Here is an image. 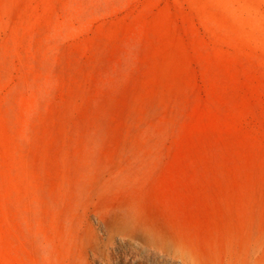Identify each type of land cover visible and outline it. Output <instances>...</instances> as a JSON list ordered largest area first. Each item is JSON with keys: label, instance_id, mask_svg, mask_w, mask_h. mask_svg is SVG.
<instances>
[{"label": "rangeland", "instance_id": "374dc122", "mask_svg": "<svg viewBox=\"0 0 264 264\" xmlns=\"http://www.w3.org/2000/svg\"><path fill=\"white\" fill-rule=\"evenodd\" d=\"M148 231L264 264V0H0V264Z\"/></svg>", "mask_w": 264, "mask_h": 264}, {"label": "bare ground", "instance_id": "6f19581e", "mask_svg": "<svg viewBox=\"0 0 264 264\" xmlns=\"http://www.w3.org/2000/svg\"><path fill=\"white\" fill-rule=\"evenodd\" d=\"M123 245L132 260L139 264H198L180 242L149 231L144 241L131 237Z\"/></svg>", "mask_w": 264, "mask_h": 264}]
</instances>
